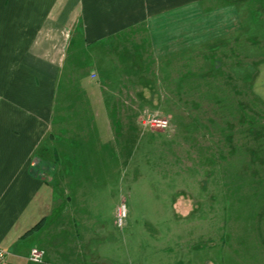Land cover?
Returning a JSON list of instances; mask_svg holds the SVG:
<instances>
[{"label": "rangeland", "instance_id": "obj_1", "mask_svg": "<svg viewBox=\"0 0 264 264\" xmlns=\"http://www.w3.org/2000/svg\"><path fill=\"white\" fill-rule=\"evenodd\" d=\"M207 2L179 53L136 30L64 70L58 123L94 144L105 264H264V0Z\"/></svg>", "mask_w": 264, "mask_h": 264}, {"label": "crops", "instance_id": "obj_2", "mask_svg": "<svg viewBox=\"0 0 264 264\" xmlns=\"http://www.w3.org/2000/svg\"><path fill=\"white\" fill-rule=\"evenodd\" d=\"M207 1L0 0L3 264L106 263L99 248L103 220L89 215L100 202L95 197L90 207L88 197L100 187L89 166L94 144L82 126L58 123V115H70L56 108L64 70L80 50L117 43L136 30L161 51L179 53L180 36L199 30L192 22L209 19L210 12L202 11ZM222 18L232 20L226 11ZM105 129L121 142L119 127ZM32 247L45 251L44 262L29 260Z\"/></svg>", "mask_w": 264, "mask_h": 264}, {"label": "built area", "instance_id": "obj_3", "mask_svg": "<svg viewBox=\"0 0 264 264\" xmlns=\"http://www.w3.org/2000/svg\"><path fill=\"white\" fill-rule=\"evenodd\" d=\"M95 77V75H93ZM153 125H157L162 128H167L168 120L167 119H157L153 118ZM128 215L127 206L122 202L119 207L116 209L115 217L116 224L118 227H123ZM7 252L0 246V264H3L7 258ZM45 259V251L39 247H32L29 253V260L35 263H42Z\"/></svg>", "mask_w": 264, "mask_h": 264}]
</instances>
